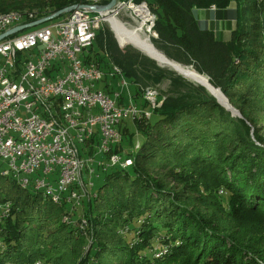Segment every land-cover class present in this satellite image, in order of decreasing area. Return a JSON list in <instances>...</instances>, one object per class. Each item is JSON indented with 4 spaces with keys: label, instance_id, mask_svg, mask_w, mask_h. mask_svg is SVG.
<instances>
[{
    "label": "trees",
    "instance_id": "obj_1",
    "mask_svg": "<svg viewBox=\"0 0 264 264\" xmlns=\"http://www.w3.org/2000/svg\"><path fill=\"white\" fill-rule=\"evenodd\" d=\"M142 2L156 16L152 31L157 38L152 42L160 52L208 76L211 87L219 88V96L224 94L244 119L233 117L200 85L158 69L136 51L124 52L101 27L87 62L106 74L113 65L119 67L142 108L147 107L143 90L165 79L176 96L167 94L149 119L131 118L135 133L123 127L125 121L120 125L122 141L111 155L123 156V141L129 138L131 147L123 157L134 163L105 172L81 214L3 176L2 165L0 209L10 208L0 213L5 216L0 215V264H264V134L251 116L255 109H264V85H258L264 74V20L249 15L258 1L135 0ZM84 3L0 0V15L21 13L29 24ZM212 7L218 19L227 20L228 34L203 28L196 17V11ZM105 89L112 91L108 83ZM134 136H140L141 143L132 144ZM230 146L238 149L232 157ZM90 150L93 153V147ZM209 163L213 166H204ZM205 173L209 177L204 178ZM190 176L210 184L218 180L229 199L223 204L216 198L214 204L201 198V207L212 208L213 203L216 211L199 212L169 183H187L184 178ZM215 215L246 216L247 221L229 230ZM68 216L70 222H64Z\"/></svg>",
    "mask_w": 264,
    "mask_h": 264
},
{
    "label": "built area",
    "instance_id": "obj_2",
    "mask_svg": "<svg viewBox=\"0 0 264 264\" xmlns=\"http://www.w3.org/2000/svg\"><path fill=\"white\" fill-rule=\"evenodd\" d=\"M107 5L82 4L58 21L0 41L3 169L29 181L34 189L57 192V199L73 210L93 195L99 171L104 174L133 165L131 158L111 152L122 141L120 125L128 118L144 116L130 92L124 104L121 91L96 87L108 76L119 80L118 87L128 89L122 70L113 65L106 74L87 62L86 55L104 22L112 30L107 18L115 17L119 9L144 8L151 31L156 16L146 2L136 4L135 0L119 2L110 13L93 9ZM24 20L25 16H0V36L26 25ZM144 95L155 106L158 92L148 87ZM34 174L35 179L30 177ZM65 219L70 222L69 216Z\"/></svg>",
    "mask_w": 264,
    "mask_h": 264
},
{
    "label": "rangeland",
    "instance_id": "obj_3",
    "mask_svg": "<svg viewBox=\"0 0 264 264\" xmlns=\"http://www.w3.org/2000/svg\"><path fill=\"white\" fill-rule=\"evenodd\" d=\"M258 1V8H256V9H254V13L253 14H251V13H249V15H250V18L251 19H256V17L257 18H259L260 19V21L262 20H264V0H256V2ZM210 10H212V11H215V12H217L216 11V8L215 7H212ZM53 15V14H52ZM95 14H92V16H94ZM114 16L116 17V18H118L120 21H122V22H124L125 24H127L128 26H136L138 23L134 20V18H133V12H132V9H129V7L128 6H126V7H123V8H121V9H119L117 12H116V14H114ZM61 19V18H60ZM218 19V18H217ZM59 19H57V20H54V21H58ZM53 21V22H54ZM264 23V22H263ZM262 23V24H263ZM29 24H31V23H29ZM29 24H26V25H29ZM48 24V23H47ZM130 24V25H129ZM45 25V24H44ZM23 26H25V25H23ZM150 21H147V24H146V28H144V31H145V34L148 36V38L150 39L151 38V40H152V38L154 37V38H157V35L155 36L154 35V33L151 31V29H150ZM102 28H105L106 29V31L107 30H109L112 34H113V37L115 38V35L114 34H116L115 32H113L112 30H111V28H110V25H109V23H103V25H102ZM259 28H260V26H259ZM28 30H30V29H28ZM26 31V30H25ZM149 32V33H148ZM116 37H117V39L119 40V41H121L124 45H127V46H129V48H127V47H125V48H122V47H120L119 46V44H118V46H119V48L120 49H122L124 52H127V51H130V50H132V51H136V52H138V53H140L142 56H143V58L145 57L146 59H148L150 62H152L158 69H160V70H163V71H167V72H170V73H173L175 76H178V75H176L175 74V72H173V71H171V70H169V69H166V68H160L158 65H157V63L156 62H154L153 60H151L150 58H148L146 55H144L143 53H141L139 50H137L136 48H134V47H132L131 45H129L128 43H127V41H124L122 38H120L117 34H116ZM115 40H116V38H115ZM117 41V40H116ZM118 43V42H117ZM154 45H155V43H153ZM156 46V45H155ZM156 48H157V46H156ZM158 49V48H157ZM159 51H161L160 49H158ZM164 53V52H163ZM170 59V58H169ZM171 60V59H170ZM174 61V60H173ZM177 62V61H176ZM179 63V62H178ZM236 64H238L239 63V60H236V62H235ZM260 63H262V65H260V66H262V67H260V70L262 71V70H264V68H263V66H264V62L262 61V62H260ZM179 64H181V65H184V64H182V63H179ZM184 66H188V65H184ZM190 67H192V66H190ZM259 74V73H258ZM261 74V73H260ZM124 77H125V80L127 81V83L129 84V87H128V89H124V88H121V87H118V85H119V80L116 78V79H114V78H109V80H108V83H110L111 85L109 86V88L110 89H112V90H118V91H121L122 92V94H123V96H124V99H123V103L124 104H127L128 102H129V92L131 93V95H132V92H131V90H132V86H131V84H130V82H129V80L127 79V77L124 75ZM144 77V75H142V78ZM180 77V76H179ZM207 77V76H206ZM134 80H136L135 78H133ZM131 80V79H130ZM143 81H148V79H146V78H143L142 79ZM189 82V81H188ZM258 85L261 87L262 85H264V74H263V72H262V76H260V78H258ZM105 82H101V83H98V84H96V87H97V89H105ZM139 85H140V83H139ZM148 85V84H147ZM143 86V88L144 87H146V86H144V85H142ZM149 87H153V88H157V89H159V91H160V93L162 94V96L165 98L166 97V95L167 94H172L173 96H176V95H174L175 93L174 92H172L171 93V88H172V86H171V82H170V80L169 79H165V80H163L159 85H156V86H149ZM144 94V90H143V92H142V95ZM230 102V101H229ZM251 103H253V104H255L254 102H251ZM231 104V103H230ZM258 104V103H257ZM232 105V104H231ZM259 105V104H258ZM233 106V105H232ZM234 108H236L235 106H233ZM261 108H258V109H255V111H253V113H251V116H253L256 120H258V122H257V126H255V128L256 129H258L259 131H261V132H263V134H264V109H261ZM229 112V111H228ZM231 113V112H230ZM231 115H232V113H231ZM233 116V115H232ZM233 117H236V116H233ZM236 118H238V117H236ZM254 119V120H255ZM125 126H128V128H129V130H130V133H135L136 132V127H135V125H134V123L132 122V120L131 119H127L124 123H123V127H125ZM252 129V128H251ZM253 130V129H252ZM251 130V131H252ZM254 131V130H253ZM253 133V132H252ZM141 140H142V138L140 137V136H134L133 137V139H132V144H134V145H136L137 144V142H140L141 143ZM130 141H131V138H130ZM235 141V140H234ZM130 142H129V138H125L124 139V141H123V148L125 149V151H128V150H130ZM232 148V149H231ZM230 151L229 152H231V157H232V154L233 153H236V151L238 150V149H235L234 147H229L228 148ZM125 151L123 152V156L125 155ZM170 152V156L171 155H173L174 157H177L178 156V152L176 153L175 151H169ZM223 158H225V156H223ZM226 159V158H225ZM106 161H107V159H106ZM230 162V161H229ZM225 163V162H224ZM227 163V162H226ZM2 162L0 161V169H2ZM205 167H207L208 168V166H213V164L212 163H209L208 165H204ZM199 167H200V165H199ZM200 168H203V166L201 165V167ZM220 168L222 169V170H224V167H221L220 166ZM220 168L219 167H217V169L220 171ZM228 168V167H227ZM97 169V171H99V169L98 168H96ZM197 170V169H196ZM230 169H228V171H229ZM224 172V171H223ZM220 173V175L221 176H223L222 175V173H221V171L219 172ZM208 174V173H207ZM202 176H204V178H207V177H209L208 175H206V173H205V175H202ZM31 178H33V179H35L36 177H37V174H34V175H32V176H30ZM186 181H187V183H183L182 181V183H177V182H175V181H171V180H169L170 182V186L171 187H173V189L174 190H181V191H179V192H181L180 194L181 195H183L184 194V197H182V198H185L186 199V202L187 201H189V203L191 204V206H193L194 208H196L199 212H211V214H214V212L216 211V208L212 205L213 203L215 204V199L217 198L218 200H220L221 202H223V204H225L226 203V201L229 199L228 197L230 196V194L229 193H227V188H225V187H223V186H220V183H219V181L217 180V182H214L213 184H210L209 182H207V181H203V182H200V180L202 179V178H200V177H198V178H196V176L194 177V178H192L191 176H190V178L188 179H186V178H184ZM102 184V179L99 181V180H95V186H94V189H93V193L94 192H96L97 191V189L99 188V186ZM184 185V186H183ZM184 189V190H183ZM188 189V190H187ZM191 189V190H190ZM30 190L31 191H33L31 188H30ZM229 192V191H228ZM201 198L202 199H207V200H209V201H212L213 203L212 204H210L211 206H212V208L211 207H208V208H205V207H201ZM190 199V200H189ZM206 200V201H207ZM206 203H208V202H206ZM87 205H88V199H85L84 201H83V203L79 206V207H75L76 209H77V211H80V212H78L79 214H81V211H82V209L84 208V207H87ZM72 205H70V204H67V206H66V209L69 211H71L72 210ZM9 206L8 205H5L2 209H0V213H4V210H6V209H8L9 210ZM218 210V209H217ZM77 211H75V212H77ZM1 215V214H0ZM3 218L5 217V216H3V215H1ZM215 217H216V219L217 220H219V221H221L229 230H230V228H232V227H234V228H238V226H240V224H239V222L241 221V222H246L247 220H246V216L244 217H241L240 219H237L236 217H235V219H228L227 217H225V216H220V217H218L217 215H215ZM64 220H65V218H64ZM63 220V221H64ZM64 222H67V221H64Z\"/></svg>",
    "mask_w": 264,
    "mask_h": 264
},
{
    "label": "bare ground",
    "instance_id": "obj_4",
    "mask_svg": "<svg viewBox=\"0 0 264 264\" xmlns=\"http://www.w3.org/2000/svg\"><path fill=\"white\" fill-rule=\"evenodd\" d=\"M108 1L109 0H85L84 4L91 6H100V3H107ZM133 12H134L133 18L138 23L136 26H128L127 24L120 21L116 17L107 18L114 32L124 41H127L129 45L139 50L148 58H151L152 60L157 62L161 67L174 71L177 74L183 76L185 79L197 85L206 86L209 89L210 94L218 98L219 103H222L223 105L229 108V104L226 103V99L220 97L218 92L216 91L218 89L214 90L211 87V85L208 82L209 79L207 80L208 77L206 78L200 75L199 73L196 72L195 69L188 68L184 65L176 63L173 60H170L154 46L151 38L149 39L144 31V28H146L145 26L148 21V12L144 8H134ZM0 16H24V15L21 13H9V14H1ZM122 169H126V168H122ZM1 174L3 176L12 177L13 179L17 180L23 188L26 189L31 188L33 192H38V193H42L43 195L49 196L51 200L55 203H63L62 200L57 199V192L49 191V189L47 188L34 189L30 187L29 181H21V177L14 176L12 172L6 171L4 169L2 170ZM64 221L67 220L65 219Z\"/></svg>",
    "mask_w": 264,
    "mask_h": 264
},
{
    "label": "water",
    "instance_id": "obj_5",
    "mask_svg": "<svg viewBox=\"0 0 264 264\" xmlns=\"http://www.w3.org/2000/svg\"><path fill=\"white\" fill-rule=\"evenodd\" d=\"M118 5H119V0H111V2H110L107 6H104V7H95V8H93V9L95 10V12H107V13H110V12H112V11H113ZM81 7H82L81 5H79V6H72V7L66 8V9H64V10H61V11H59V12H57V13H55V14H53V15L47 17V18H44V19H41V20H39V21L33 22V23L29 24V25H25V26H20V27L14 28V29H12L11 31L7 32L6 34L1 35V36H0V41L3 40V39H5V38H7V37L13 36V35L18 34V33H20V32H23V31H25V30L32 29V28L39 27V26H42V25H44V24L50 23V22H52V21H54V20H56V19L62 17L63 15H65V14H67V13H70V12H72L73 10H75V9H77V8H81ZM112 31H113V29H112ZM114 35H115V38H116V40H117V42H118V39H117V37H116V34H114ZM118 44H119V42H118ZM119 46H120V44H119ZM120 47H121V46H120ZM150 59H151V58H150ZM151 60H152V59H151ZM153 61H154V60H153ZM154 62H155V61H154ZM175 62H176V61H175ZM156 63H157V62H156ZM176 63H178V62H176ZM178 64H179V63H178ZM157 65H158L160 68H163V67H161L158 63H157ZM186 67L194 69L193 67H190V66H186ZM173 72H174V71H173ZM175 74L178 75V76H180V77H182L183 79H185L183 76L177 74L176 72H175ZM207 77H208V76H207ZM208 79H209V78H208ZM185 80H187V79H185ZM187 81H189V80H187ZM189 82H191V81H189ZM191 83H193V82H191ZM193 84H194V85H197V84H195V83H193ZM197 86H198V85H197ZM201 87L205 88V89L207 90V92H209V89H208L206 86L201 85ZM149 88H153V87H149ZM153 89H155V90L158 92V96H157V99H156V101H155V106H153L152 104H150V102H148V100L145 98V95H144V94H143V96H142V99L147 103V107H146V108H142L138 103H136V102L133 100L134 103L136 104V106H137L138 108H140V109H145L144 111L142 110V111L144 112V117H145V118H147V117L145 116V113L150 115L147 119H149V118L151 117V115H152V113H153V111H154L155 109L161 107V105H162V103H163V99H164V97H163L162 94L160 93L159 89H157V88H153ZM217 89H219V88H217ZM219 90H220V89H219ZM209 93H210V92H209ZM223 96H224V98L226 99V103L229 104V108H228L227 106L223 105L222 103H219L218 98L215 97V96H214V97L217 99L218 103H219V104H220L225 110L231 112L233 116H236V117H238V118H240V119H244L243 116H242V113H241L238 109L234 108V107L230 104L228 98H227L224 94H223ZM132 99H133V98H132ZM128 119H129V118H128ZM125 121H126V120H125ZM252 132H253V130H252ZM121 134H122V133H121ZM102 176H103V174L101 173V171H99V172H98V177L96 178V180H99V181H100V180L102 179Z\"/></svg>",
    "mask_w": 264,
    "mask_h": 264
},
{
    "label": "crops",
    "instance_id": "obj_6",
    "mask_svg": "<svg viewBox=\"0 0 264 264\" xmlns=\"http://www.w3.org/2000/svg\"><path fill=\"white\" fill-rule=\"evenodd\" d=\"M196 17L200 21L203 28H208L216 31L220 35H225L229 33L227 27V20L217 19V12L212 10H198L196 11Z\"/></svg>",
    "mask_w": 264,
    "mask_h": 264
}]
</instances>
